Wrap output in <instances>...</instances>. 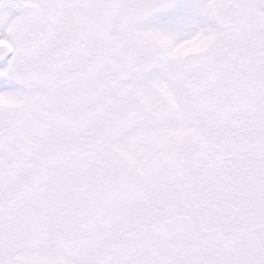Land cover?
Returning a JSON list of instances; mask_svg holds the SVG:
<instances>
[{
    "label": "snow or ice",
    "instance_id": "1",
    "mask_svg": "<svg viewBox=\"0 0 264 264\" xmlns=\"http://www.w3.org/2000/svg\"><path fill=\"white\" fill-rule=\"evenodd\" d=\"M0 264H264V0H0Z\"/></svg>",
    "mask_w": 264,
    "mask_h": 264
}]
</instances>
